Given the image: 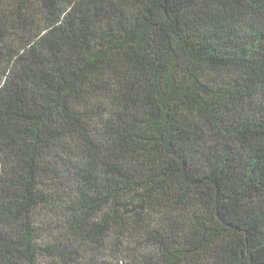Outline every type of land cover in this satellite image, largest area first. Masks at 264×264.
Wrapping results in <instances>:
<instances>
[{"label": "trees", "instance_id": "1", "mask_svg": "<svg viewBox=\"0 0 264 264\" xmlns=\"http://www.w3.org/2000/svg\"><path fill=\"white\" fill-rule=\"evenodd\" d=\"M0 264H264V0H0Z\"/></svg>", "mask_w": 264, "mask_h": 264}]
</instances>
